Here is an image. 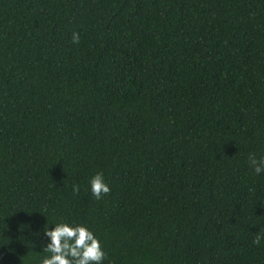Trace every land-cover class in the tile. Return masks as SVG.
<instances>
[{"label": "trees", "instance_id": "16d2710c", "mask_svg": "<svg viewBox=\"0 0 264 264\" xmlns=\"http://www.w3.org/2000/svg\"><path fill=\"white\" fill-rule=\"evenodd\" d=\"M250 154L264 0H0V264H40L62 222L102 264H264Z\"/></svg>", "mask_w": 264, "mask_h": 264}, {"label": "clouds", "instance_id": "9594fccd", "mask_svg": "<svg viewBox=\"0 0 264 264\" xmlns=\"http://www.w3.org/2000/svg\"><path fill=\"white\" fill-rule=\"evenodd\" d=\"M72 42H80L79 32L72 33ZM249 164L255 174L264 173V158L257 159L250 154ZM90 183L96 200L110 194V185L105 181L103 172H97ZM79 191V185H73V194H78ZM45 235L50 238V243L44 247L43 252L51 255L45 256L40 264H102L106 258L101 241L84 224L57 223L54 228L45 227ZM262 239L264 228L254 237L253 243L260 245Z\"/></svg>", "mask_w": 264, "mask_h": 264}]
</instances>
